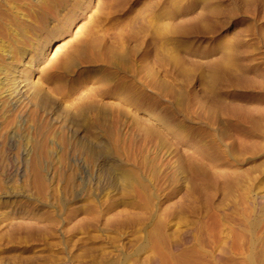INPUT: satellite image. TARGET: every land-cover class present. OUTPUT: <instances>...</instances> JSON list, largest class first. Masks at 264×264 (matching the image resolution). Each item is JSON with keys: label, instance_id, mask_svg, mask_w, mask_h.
<instances>
[{"label": "rangeland", "instance_id": "rangeland-1", "mask_svg": "<svg viewBox=\"0 0 264 264\" xmlns=\"http://www.w3.org/2000/svg\"><path fill=\"white\" fill-rule=\"evenodd\" d=\"M10 2L0 264H264V0Z\"/></svg>", "mask_w": 264, "mask_h": 264}, {"label": "bare ground", "instance_id": "bare-ground-1", "mask_svg": "<svg viewBox=\"0 0 264 264\" xmlns=\"http://www.w3.org/2000/svg\"><path fill=\"white\" fill-rule=\"evenodd\" d=\"M6 9L8 11L9 14H11L12 16H14L13 19H15V14H16V10L14 8V5L10 2V0H0V25H1V14H2V10ZM48 18V17H47ZM44 22V21H43ZM17 27V28H16ZM18 25L15 24V28L14 31L15 33L18 34L19 30H18ZM44 29V28H43ZM13 28L12 26H9L6 28V33L8 34V36L11 38V41H14V36L13 32H12ZM61 32V31H60ZM54 34V33H53ZM8 37L9 41L10 38ZM62 40V39H61ZM48 41V40H47ZM67 43H60L57 48L59 50H62L65 48ZM11 44H5L3 42H0V53H2V55H0V59L3 61L5 59H10L11 63H14L16 60V57L14 56V51L15 50H8V48H10ZM47 49V48H46ZM6 54V55H5ZM26 54V53H25ZM46 55V54H45ZM35 62V61H34ZM17 66V65H16ZM30 66V65H29ZM14 68V67H13ZM34 69V68H33ZM40 69V68H39ZM19 76V75H18ZM12 78V77H11ZM6 79H8V73L6 72V68L4 66L1 65L0 62V83H3L6 81ZM30 83V82H29ZM15 84V83H14ZM33 84V83H32ZM3 85H0V93L2 94V96L8 98L9 100L13 102H19L21 100H23V96L25 93V88L24 85H15L12 86L10 88H4L2 87ZM3 88V89H2ZM15 105V104H14ZM18 107V106H17ZM8 110V109H7ZM156 262V260H154V263ZM156 264V263H155Z\"/></svg>", "mask_w": 264, "mask_h": 264}]
</instances>
